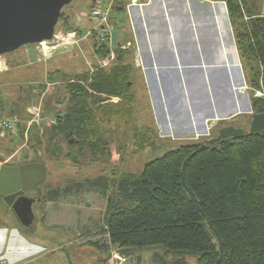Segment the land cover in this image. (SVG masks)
<instances>
[{"label": "rangeland", "instance_id": "rangeland-1", "mask_svg": "<svg viewBox=\"0 0 264 264\" xmlns=\"http://www.w3.org/2000/svg\"><path fill=\"white\" fill-rule=\"evenodd\" d=\"M92 1L74 0L61 11L56 26V39L51 46H56L64 38L72 41L73 46L65 43L62 48L50 49L45 54L40 45H27L0 56V93L6 95L0 103V110H5L0 118H17L20 126L25 129L23 137L18 133L7 134L0 130V163L11 165L41 162L47 167V179L40 185V194L30 193V196L35 198L33 203L35 218L28 217L30 224H33L29 226L30 228L17 218L12 208L0 202V242L2 243L4 232L8 240L6 247L10 250L14 246L10 242L15 244V238H21L22 246L14 248V253L19 251L23 259L29 257L31 252L39 253L46 249L45 256H38L34 261L27 258V261H31L27 264H113L116 262L113 251L118 249L111 246L108 236L100 232L104 217L108 214V200L113 190L109 189L107 193H103L107 184L104 180L98 181V186L94 185L93 188L89 186V182L106 177H137L147 162L174 150L184 142L214 138L218 135L219 129L225 126L233 125L245 132H249L251 126L252 102L248 109L242 108L244 110L242 113L225 119L226 124H220L225 121L222 119H210L205 123L207 131L202 133L198 131H204L205 128L200 130V125L194 124L191 130L183 132L175 127L174 122L158 120L150 101L149 91L145 89L141 68L134 61L135 53L139 49L137 46L135 49L134 45L122 48L130 41L131 34L126 31L124 37L120 35L122 32L118 28L117 19L128 21L122 13H114L115 20L113 13L109 18L110 26L113 27L114 33L120 35L121 40L118 43L117 38L118 44L113 45L115 58L107 66L100 65V61L107 57L100 54L97 56V47L94 49L93 46L96 40L92 38L89 40L86 35L89 32L93 35L100 34L98 27H95L96 20L90 18L91 3H94ZM123 2L119 1L121 7L127 5L129 1L124 4ZM246 7L252 12L257 10L264 17V0H248L246 6L242 8L244 18L248 20ZM125 13L127 14L126 8ZM128 29L129 25L125 30ZM127 50L129 52L124 63L131 64L132 67L129 69L132 76L129 89L124 95L96 94L92 101H89L94 115L90 121V128L94 133L86 136V139L91 143L99 141L103 147L96 150L86 145L69 147L67 139L58 136L56 138L58 148L52 154L53 150L47 144L45 132L57 124L58 116L65 114L68 102L65 100L62 87L67 83L66 80L60 77L61 80L55 83L48 82L51 72L59 70L69 74L68 76L92 74L100 68L115 66L117 51ZM131 50H134V57ZM43 84H46L43 89L45 91H41ZM246 88L250 94L248 85ZM260 94V91H256L255 96H261ZM37 135L44 142L38 146L40 148H34L30 144ZM71 140L74 143L78 139L74 136ZM78 184L85 189L67 196L62 195L55 202L48 201V193L52 190L57 188L63 190L67 186ZM27 235L44 241L46 248L30 247L25 238ZM89 241L108 245L110 249L107 252L100 250L94 245L91 246ZM121 254L125 260L119 262L120 264H158L155 254L164 257L167 263L185 257L189 264H197V258L190 253L166 254V250L160 246L128 250ZM2 255L0 254V260L3 258ZM5 259L7 261L5 264H11L7 258Z\"/></svg>", "mask_w": 264, "mask_h": 264}, {"label": "trees", "instance_id": "trees-1", "mask_svg": "<svg viewBox=\"0 0 264 264\" xmlns=\"http://www.w3.org/2000/svg\"><path fill=\"white\" fill-rule=\"evenodd\" d=\"M127 1L128 5L131 0L123 4ZM222 1L226 2L253 114H262L264 17L246 7L249 19L244 18L242 8L248 0ZM121 5L117 2L112 13L125 12L127 5ZM96 37L95 33L92 40H96L93 46L97 47V56L107 57L108 46L100 45ZM128 52L117 51L115 66L92 74L68 76L59 70L51 72L48 82L55 83L60 77L66 80L62 87L68 102L65 114L58 116L57 124L45 132L52 154L58 148V136L67 139L69 147H103L99 141L92 144L86 139L94 133L90 128L94 115L89 101L96 94L126 93L132 77L131 64L124 63ZM45 87L43 84L41 91ZM256 91L263 95L255 96ZM5 98L0 93V103ZM4 111L0 110V115ZM18 129L23 137L25 129L20 124ZM74 136L78 140L70 143ZM212 138L184 142L147 162L137 177H106L89 182L93 188L104 180L107 184L103 193L113 190L100 230L108 236L111 246L122 251L160 246L166 254L190 253L197 258V264H264V132H244L216 144L210 143ZM42 143L37 135L30 144L37 148ZM83 189L79 184L54 189L48 193V201ZM88 243L106 252L110 249L100 242ZM155 259L158 264H189L185 257L171 263L158 254Z\"/></svg>", "mask_w": 264, "mask_h": 264}, {"label": "crops", "instance_id": "crops-1", "mask_svg": "<svg viewBox=\"0 0 264 264\" xmlns=\"http://www.w3.org/2000/svg\"><path fill=\"white\" fill-rule=\"evenodd\" d=\"M122 14L128 21L117 19L120 35L124 37L126 31L131 32L129 40L139 49L136 60L137 57L141 60L138 67L158 120L174 122L183 132L191 130L194 124L203 130L210 119H229L251 106L223 1L138 0V4L128 8L127 14ZM127 25L129 29L125 30ZM120 35L117 33L118 43ZM29 236L25 238L30 247L46 248L44 241ZM3 237L0 254L11 264H27L45 256L46 249L31 252L27 258L32 259L27 261L19 251L14 253V248L22 246L21 238H15V244L19 243L16 246L10 242L14 246L9 250L4 232Z\"/></svg>", "mask_w": 264, "mask_h": 264}, {"label": "water", "instance_id": "water-1", "mask_svg": "<svg viewBox=\"0 0 264 264\" xmlns=\"http://www.w3.org/2000/svg\"><path fill=\"white\" fill-rule=\"evenodd\" d=\"M72 1L74 0H0V56L15 52L23 46L52 41L56 36V26L61 11ZM113 38L116 41L117 33H114ZM244 132L243 129L233 125L225 126L219 129L218 135L212 138L210 143L216 144L227 138L242 135ZM249 132H264V113L252 115ZM72 142L70 140V143ZM46 178L45 163L33 162L13 167L0 163V195L25 225L30 224L28 217L35 218L34 200L26 198L28 203L23 204L24 202L21 203L19 198L13 204L10 198L23 194L25 191L40 192V185Z\"/></svg>", "mask_w": 264, "mask_h": 264}, {"label": "built area", "instance_id": "built-area-1", "mask_svg": "<svg viewBox=\"0 0 264 264\" xmlns=\"http://www.w3.org/2000/svg\"><path fill=\"white\" fill-rule=\"evenodd\" d=\"M96 1L95 5L91 7L90 10V18L91 20H96L95 22V27H98V30L100 31V34H97L98 39L103 43L106 44L108 46V53H107V58H105L104 60L100 61V65L101 66H107L114 58H115V50L113 48L114 44H118L114 39H113V34H114V30L113 27L110 26V17H111V13H112V7L113 4L119 2L118 0H93ZM103 1H107L108 4H105V2ZM117 1V2H115ZM121 1H125V0H121ZM133 2H136L135 0H132ZM224 6L226 7V3L223 2ZM115 26V25H114ZM103 27V28H102ZM87 35V39H91L92 38V33H88ZM96 37V38H97ZM56 36L52 41H46L40 44H36V45H40L39 47H41L42 51L47 54L48 51H50V49H55L58 47H63L65 45V43L69 44V46H73V42L66 40V38H64V40H60L58 42V44L56 46H51V43L55 42ZM75 43V42H74ZM133 45V43L131 41L127 42L126 46H123L122 48H127L129 46ZM135 61L137 63L138 66H141V60L137 57L136 60V53H135ZM261 96L263 95L262 93L260 94ZM18 120L17 118H8V117H2L0 118V128L4 129L7 132H10L14 135H16V133H18ZM122 252L120 250H115L113 251V256H114V262L113 264H120L119 262L124 261L125 259L122 258ZM7 261L5 258H1L0 263L1 264H5Z\"/></svg>", "mask_w": 264, "mask_h": 264}, {"label": "flooded vegetation", "instance_id": "flooded-vegetation-1", "mask_svg": "<svg viewBox=\"0 0 264 264\" xmlns=\"http://www.w3.org/2000/svg\"><path fill=\"white\" fill-rule=\"evenodd\" d=\"M25 163V162H24ZM24 163H19V164H11V165H6V166H11V167H13V166H21V165H23ZM4 165V164H3ZM19 192V191H18ZM17 192V193H18ZM31 192H38L39 194H40V192L39 191H37V190H31V191H25L23 194H18L16 197H12V198H10V200H12L13 201V204L20 198L21 199V203H22V201L24 202L23 204H27L28 203V201L26 200V198L28 199H33V200H35V198L34 197H32V196H30V193ZM42 193V192H41ZM0 202H2V203H4L5 204V201H4V197L3 196H1L0 195ZM21 206H23V205H21ZM33 206H35L34 204H33ZM11 208V207H10ZM33 224H31L30 226H32ZM30 228V227H29Z\"/></svg>", "mask_w": 264, "mask_h": 264}, {"label": "bare ground", "instance_id": "bare-ground-1", "mask_svg": "<svg viewBox=\"0 0 264 264\" xmlns=\"http://www.w3.org/2000/svg\"><path fill=\"white\" fill-rule=\"evenodd\" d=\"M111 1V0H110ZM136 2H133L132 0L130 1V3L126 6V10H128V8L130 7V6H132V5H136V4H138V0H135ZM95 2L96 1H94V3H93V6L95 5ZM103 2H105V4H108V2L107 1H103ZM116 4V3H115ZM115 4H113V6L115 5ZM115 13V12H114ZM114 13L112 14V16L114 15ZM99 43H100V45H102L103 43L99 40ZM226 119V118H225ZM0 130L1 131H3V132H5V133H7V134H9L10 132H7V131H5L4 129H2V128H0ZM47 179V178H46ZM46 181V180H45ZM45 183V182H44ZM29 225V224H28ZM27 225V226H28ZM1 264V263H0Z\"/></svg>", "mask_w": 264, "mask_h": 264}]
</instances>
